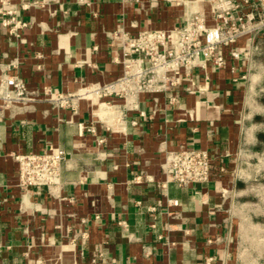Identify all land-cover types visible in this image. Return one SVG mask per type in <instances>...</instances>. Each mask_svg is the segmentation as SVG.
Masks as SVG:
<instances>
[{
    "label": "crops",
    "instance_id": "0c3cea01",
    "mask_svg": "<svg viewBox=\"0 0 264 264\" xmlns=\"http://www.w3.org/2000/svg\"><path fill=\"white\" fill-rule=\"evenodd\" d=\"M92 1L11 0L5 9L29 23L23 41L0 15V64L16 63L8 74L36 98L0 108V264H264V33L250 60L222 47L225 65L209 60L174 106L143 95L125 111L116 99L120 121L88 100L55 109L46 89L121 75L111 32L184 24L185 0ZM191 1L214 25L210 0ZM180 148L206 150L228 172L179 187L163 164ZM48 149L67 153L60 188H20L13 155Z\"/></svg>",
    "mask_w": 264,
    "mask_h": 264
},
{
    "label": "built area",
    "instance_id": "2783aa9c",
    "mask_svg": "<svg viewBox=\"0 0 264 264\" xmlns=\"http://www.w3.org/2000/svg\"><path fill=\"white\" fill-rule=\"evenodd\" d=\"M209 2L215 20L212 26L195 2L185 0L184 24L179 27L169 31H140L133 35L124 30L111 32L110 38L121 54L117 59L122 66L121 75L109 83L85 85L75 93L46 89V100L55 109L73 111L78 109L80 100H88L120 121L122 113L116 110V99L123 100L125 111H129L138 109L143 95L153 101L165 96L169 105L174 106L180 91L195 94L196 71L204 70L209 60L217 67L225 65V58L220 52L222 47H228L234 59L244 56L250 60L252 55H256L257 39L264 33V0ZM10 3L11 0H0V15L4 16L2 24L9 29L11 36L23 41L21 31L29 23L19 16L17 10L5 9ZM77 3L89 7L93 5L92 0H77ZM242 39L245 40V47L235 48ZM15 65L12 63L7 68L0 64V108L25 105L36 99L21 77L8 74L9 68ZM131 123L137 124L136 121ZM89 130L94 132L93 127ZM66 156L62 149L13 155L18 165L19 187L24 190L46 187L54 194L61 185ZM163 170L179 187L217 183L228 172L221 159L212 157L208 151L186 148L167 152ZM171 202L178 205L177 201Z\"/></svg>",
    "mask_w": 264,
    "mask_h": 264
}]
</instances>
